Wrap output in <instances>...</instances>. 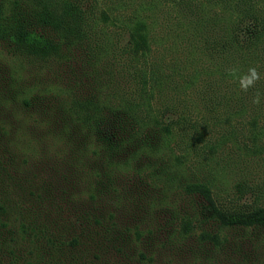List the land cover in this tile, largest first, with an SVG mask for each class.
I'll list each match as a JSON object with an SVG mask.
<instances>
[{"label":"trees","instance_id":"16d2710c","mask_svg":"<svg viewBox=\"0 0 264 264\" xmlns=\"http://www.w3.org/2000/svg\"><path fill=\"white\" fill-rule=\"evenodd\" d=\"M15 1L0 0V52L46 61L83 49L80 63L88 73L98 72L97 65L88 66L97 63V53L89 51L92 38L84 27L97 23L95 11L85 20L75 14L86 2L82 7L80 0H30L21 8ZM216 1L227 8L224 25L203 22L201 14L196 23H204L205 37L221 32L218 38L226 43L221 55L231 56L233 64L226 75L233 68L243 74L245 56L236 61L232 52H245V41L262 40L264 16L253 18L261 25L257 33L245 28V0ZM132 29L141 33L129 35L135 43L149 40L140 17ZM204 50L213 55L212 47ZM1 64L0 264H264L263 250L243 249L239 235L229 243L218 230L201 226L213 223L231 235L234 227L254 233L250 227L264 229V207L225 213L206 184L180 188L170 172L165 185L154 184L150 150L174 151L168 121L76 93L55 77ZM220 92L213 104L224 101L228 109L235 105V116L244 114L240 85ZM149 117L158 133L143 129Z\"/></svg>","mask_w":264,"mask_h":264},{"label":"rangeland","instance_id":"374dc122","mask_svg":"<svg viewBox=\"0 0 264 264\" xmlns=\"http://www.w3.org/2000/svg\"><path fill=\"white\" fill-rule=\"evenodd\" d=\"M18 1L21 8L30 3ZM79 3L83 8L75 12L77 18L85 20L87 14L95 11L97 23L88 22L84 27L92 38L89 51L97 53L94 58L97 63L92 61L88 66L97 65L98 72L92 75L80 63L83 49L69 58L46 61L24 53L6 54L7 50L2 49L1 67L10 65L27 73L55 77L76 93L88 92L111 104L132 107L141 117L145 118L149 112L160 122L168 121L173 126L170 144L174 151L162 147L164 151L154 155L156 146L150 150L149 157L156 163L154 166L149 163L155 185H165V175L170 172L177 181L174 184L180 188L187 182L206 184L214 203L225 213L264 207V37L255 43L245 41V52H232L236 61L245 56V73L256 67L261 75L255 87L245 92L244 114L235 116V105L228 109L224 101L213 104L218 91L222 96L239 85L238 80L226 75L225 69L233 64L227 60L231 56L221 55L225 40L218 38L220 31L205 34L207 37L200 32L204 21L217 24V28L224 25L221 18L226 15L224 4L216 0H80ZM198 14L202 15V23H196ZM245 14L246 29H261L253 18L264 16V0H245ZM138 17L147 23L149 40L136 39L135 43L129 35L141 34L132 29ZM210 46L213 55L218 52L215 57L204 50ZM94 78L97 79L92 81ZM148 91L152 92L147 100ZM257 91L262 93L259 105L252 103ZM143 129L149 135L158 133L152 121ZM110 132V127L105 128L106 134ZM199 196L203 198L202 194ZM196 200L200 201L198 196ZM201 226L218 230L229 243H234L231 237L239 235L238 243L243 249L256 246L264 251L262 228L250 227L255 231L250 233L234 227L231 235L213 223ZM194 232H199L198 223Z\"/></svg>","mask_w":264,"mask_h":264},{"label":"clouds","instance_id":"9594fccd","mask_svg":"<svg viewBox=\"0 0 264 264\" xmlns=\"http://www.w3.org/2000/svg\"><path fill=\"white\" fill-rule=\"evenodd\" d=\"M229 74L236 80H238L242 91L247 92L250 88H254L258 81L261 79V75L256 67H250L246 73L240 74L238 69H231ZM262 93L257 91L252 98V103L259 105L261 102Z\"/></svg>","mask_w":264,"mask_h":264}]
</instances>
